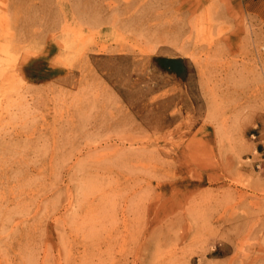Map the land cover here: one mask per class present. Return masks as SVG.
<instances>
[{"label": "rangeland", "instance_id": "1", "mask_svg": "<svg viewBox=\"0 0 264 264\" xmlns=\"http://www.w3.org/2000/svg\"><path fill=\"white\" fill-rule=\"evenodd\" d=\"M0 264H264V0H0Z\"/></svg>", "mask_w": 264, "mask_h": 264}]
</instances>
